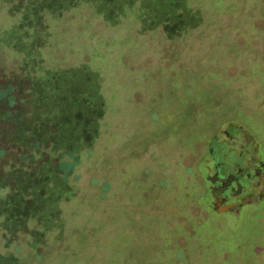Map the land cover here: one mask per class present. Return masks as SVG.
Instances as JSON below:
<instances>
[{"label": "rangeland", "instance_id": "rangeland-1", "mask_svg": "<svg viewBox=\"0 0 264 264\" xmlns=\"http://www.w3.org/2000/svg\"><path fill=\"white\" fill-rule=\"evenodd\" d=\"M8 1L0 61L68 166L0 171V264H264V201L214 211L201 173L230 124L264 161V0H47L45 30Z\"/></svg>", "mask_w": 264, "mask_h": 264}, {"label": "trees", "instance_id": "trees-1", "mask_svg": "<svg viewBox=\"0 0 264 264\" xmlns=\"http://www.w3.org/2000/svg\"><path fill=\"white\" fill-rule=\"evenodd\" d=\"M9 1L12 3L11 12L18 11L24 15L28 12L36 25H39L43 30L47 29L46 14L53 15L55 13L54 10H51L50 5H47V0ZM54 1L55 4H58L62 0ZM131 1L122 0L121 2L131 6L137 3V0ZM80 2L81 0H75L71 6H77ZM62 5V3L58 7L56 5L57 12L63 10L64 6ZM114 11L115 9L111 8L109 14ZM28 18L30 16L27 18L24 16L25 24L33 25L32 20ZM16 68H9L8 65L0 61V171H30L36 167L41 168L38 172L47 175L48 172L43 166L50 164L49 171L52 169L62 174L68 163L64 165L61 161L64 154L61 156L54 154L58 130L52 124L48 110L43 111V107H41L43 106V96L38 99L33 96L38 92L36 89L39 88V85L33 83L34 78L25 74L24 67ZM38 100L41 101V106H39ZM68 149L65 150V153L68 152ZM35 161L37 163L34 164ZM4 188L0 185V192ZM12 193L14 192L7 191L5 194L7 203L9 195H13ZM3 195L0 193V197ZM14 198L11 201L14 206L11 213L18 222V217H21L24 211L14 205Z\"/></svg>", "mask_w": 264, "mask_h": 264}, {"label": "flooded vegetation", "instance_id": "flooded-vegetation-1", "mask_svg": "<svg viewBox=\"0 0 264 264\" xmlns=\"http://www.w3.org/2000/svg\"><path fill=\"white\" fill-rule=\"evenodd\" d=\"M202 162L210 209L237 217L245 205L264 201V161L246 130L230 124L212 136ZM219 200L231 205L216 208Z\"/></svg>", "mask_w": 264, "mask_h": 264}, {"label": "water", "instance_id": "water-1", "mask_svg": "<svg viewBox=\"0 0 264 264\" xmlns=\"http://www.w3.org/2000/svg\"><path fill=\"white\" fill-rule=\"evenodd\" d=\"M231 204H227V205H225V204H221V202H220V200H219V202L218 203H216V208H222V207H225V206H230Z\"/></svg>", "mask_w": 264, "mask_h": 264}]
</instances>
